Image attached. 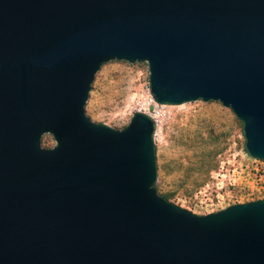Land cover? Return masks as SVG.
<instances>
[{
	"label": "water",
	"instance_id": "1",
	"mask_svg": "<svg viewBox=\"0 0 264 264\" xmlns=\"http://www.w3.org/2000/svg\"><path fill=\"white\" fill-rule=\"evenodd\" d=\"M111 60L157 104L220 102L264 160V0H0V264H264V198L192 213L156 192L152 117L86 115Z\"/></svg>",
	"mask_w": 264,
	"mask_h": 264
},
{
	"label": "rangeland",
	"instance_id": "2",
	"mask_svg": "<svg viewBox=\"0 0 264 264\" xmlns=\"http://www.w3.org/2000/svg\"><path fill=\"white\" fill-rule=\"evenodd\" d=\"M135 111L155 120L156 192L204 215L264 198V160L245 149L241 121L218 101L157 104L146 62L111 60L96 72L85 113L97 123L125 127ZM55 141L43 134L41 145Z\"/></svg>",
	"mask_w": 264,
	"mask_h": 264
},
{
	"label": "trees",
	"instance_id": "3",
	"mask_svg": "<svg viewBox=\"0 0 264 264\" xmlns=\"http://www.w3.org/2000/svg\"><path fill=\"white\" fill-rule=\"evenodd\" d=\"M91 87H92V85H91ZM162 197H164L165 199H167V196L166 195H163Z\"/></svg>",
	"mask_w": 264,
	"mask_h": 264
},
{
	"label": "bare ground",
	"instance_id": "4",
	"mask_svg": "<svg viewBox=\"0 0 264 264\" xmlns=\"http://www.w3.org/2000/svg\"><path fill=\"white\" fill-rule=\"evenodd\" d=\"M153 99V98H152ZM154 101V100H153Z\"/></svg>",
	"mask_w": 264,
	"mask_h": 264
}]
</instances>
